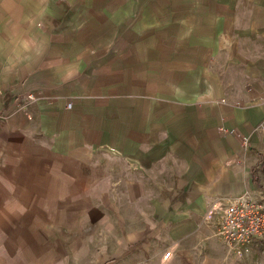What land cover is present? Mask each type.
<instances>
[{
  "label": "crops",
  "instance_id": "obj_1",
  "mask_svg": "<svg viewBox=\"0 0 264 264\" xmlns=\"http://www.w3.org/2000/svg\"><path fill=\"white\" fill-rule=\"evenodd\" d=\"M263 126L264 0H0V264H224Z\"/></svg>",
  "mask_w": 264,
  "mask_h": 264
},
{
  "label": "built area",
  "instance_id": "obj_2",
  "mask_svg": "<svg viewBox=\"0 0 264 264\" xmlns=\"http://www.w3.org/2000/svg\"><path fill=\"white\" fill-rule=\"evenodd\" d=\"M39 99L33 92L27 93L16 104V110H26ZM264 129V126L262 127ZM220 212L215 234L236 254H246L252 246L264 240V201L241 195L223 206L211 207V214Z\"/></svg>",
  "mask_w": 264,
  "mask_h": 264
},
{
  "label": "rangeland",
  "instance_id": "obj_3",
  "mask_svg": "<svg viewBox=\"0 0 264 264\" xmlns=\"http://www.w3.org/2000/svg\"><path fill=\"white\" fill-rule=\"evenodd\" d=\"M23 111V110H21ZM247 139V138H246ZM245 139V142L247 140ZM260 166L264 165V157L260 159ZM264 201V199H262ZM220 210L218 212H215L214 218L215 222L219 221L220 218ZM216 227V225H215ZM215 227L214 234L212 233L213 238L216 240L219 239V237L215 234ZM220 240V239H219ZM221 241V240H220ZM224 244V243H223ZM225 246V247H224ZM224 264H264V241L259 243L258 249H252V251L246 253V254H236L235 252L229 251L228 247L224 244Z\"/></svg>",
  "mask_w": 264,
  "mask_h": 264
}]
</instances>
